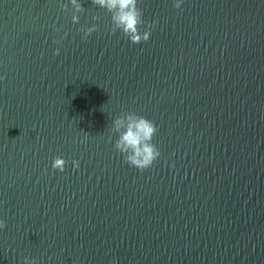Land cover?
Returning <instances> with one entry per match:
<instances>
[{
  "label": "water",
  "instance_id": "1",
  "mask_svg": "<svg viewBox=\"0 0 264 264\" xmlns=\"http://www.w3.org/2000/svg\"><path fill=\"white\" fill-rule=\"evenodd\" d=\"M80 3L0 0V264H264V0H138L139 44Z\"/></svg>",
  "mask_w": 264,
  "mask_h": 264
},
{
  "label": "clouds",
  "instance_id": "2",
  "mask_svg": "<svg viewBox=\"0 0 264 264\" xmlns=\"http://www.w3.org/2000/svg\"><path fill=\"white\" fill-rule=\"evenodd\" d=\"M73 9L72 22L79 23V16L83 5L80 0H69ZM99 7L107 9L112 13V20L116 27L133 44L141 41H148L151 36V25L145 31H140L142 23V13L137 8L138 0H94ZM184 0H173L176 9H181ZM96 30V27H89L83 30L86 38ZM60 49L55 50L59 54ZM2 79V77H0ZM115 133V150L123 156L124 161L132 167L144 170L150 168L154 161L160 156V150L153 143V138L157 133L155 123L144 116L134 112H125L123 115L113 118L109 130V140L111 141ZM87 140V137H85ZM74 169L79 168V161L73 160ZM66 161L61 156H56L52 161V168L63 172ZM5 227V222L0 218V230ZM23 264H33L29 257H24Z\"/></svg>",
  "mask_w": 264,
  "mask_h": 264
}]
</instances>
